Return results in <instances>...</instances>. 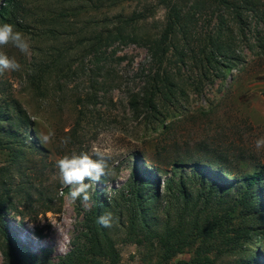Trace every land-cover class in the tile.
Instances as JSON below:
<instances>
[{
  "label": "rangeland",
  "instance_id": "obj_1",
  "mask_svg": "<svg viewBox=\"0 0 264 264\" xmlns=\"http://www.w3.org/2000/svg\"><path fill=\"white\" fill-rule=\"evenodd\" d=\"M16 1L20 7L10 14V22L0 20V24L10 23L29 37L31 55L11 45L0 48L21 65L19 71L0 74L4 93L0 98L10 96L20 102L33 122L30 129L34 139L28 145L22 142L28 154L12 174L6 223L2 220L0 226L5 223L12 237L33 254L41 255L45 264L58 263L70 253L92 205L91 200L87 204L82 200L73 203L59 195L61 190L65 194L69 191L60 183L55 166L64 155L90 151L93 146L105 152L110 175L105 177V183H99V188L112 185L109 196L130 178L138 158L152 174L156 168L164 170L160 178L162 192L166 190V179L174 173L179 178L193 170L191 166L186 172L173 167L182 158H202L206 163L219 164L223 161L224 166L214 164L213 174L226 167L232 180L264 171V149L255 148V140L264 137V24L258 27V35L254 29L246 32L239 46L243 61L233 62L229 71L224 70V76L215 71L205 75L195 62L187 59L184 64L171 51L162 70L175 83L176 98L164 104L161 101L162 115L151 119L146 108L136 112L131 107L134 95L148 97L157 71L147 49L117 43L94 64L92 56L75 45L77 28L73 25L82 27L92 18H108V25L113 27L115 17L121 12L131 13L139 7L137 2L100 14L85 5L80 14L68 15L74 7L72 3ZM5 2L0 0V8ZM148 2L154 4L152 0ZM62 12L67 13L66 19L60 18ZM165 13L158 9L141 23L142 31L159 34ZM214 25L215 21L211 26ZM211 26L202 19L199 31L204 34ZM235 33L238 34L236 29ZM42 134H52L51 141L42 143ZM62 138H70V143L64 146ZM6 160L7 155L0 154V168L8 164ZM48 199L53 201L49 205L54 207V213H42ZM125 233L123 229L114 237L119 264H144L150 254L156 255V250L126 242ZM252 242L255 251L259 249L263 256L264 237ZM9 247L0 230V264H15L13 258L5 256V251L13 252ZM250 249L247 253L225 251L210 256L217 257V264H238L241 257L251 253ZM192 255L189 249L178 259Z\"/></svg>",
  "mask_w": 264,
  "mask_h": 264
},
{
  "label": "trees",
  "instance_id": "obj_2",
  "mask_svg": "<svg viewBox=\"0 0 264 264\" xmlns=\"http://www.w3.org/2000/svg\"><path fill=\"white\" fill-rule=\"evenodd\" d=\"M60 2L74 5L68 15H78L86 6L100 14L137 2L139 7L131 13L121 12L115 17L113 27L108 25V18L104 21L92 18L82 27L73 25L77 28L75 45L92 56L94 64L117 43L147 49L157 71L148 97L134 95L131 107L136 112L141 107L146 108L151 119L162 115L161 101L164 104L176 98L175 83L167 71L162 70L171 51H175L184 64L187 59L195 62L205 75L215 71L218 76H224V70L229 71L233 62L243 61L239 46L246 32L254 29L258 35V27L264 24V0H152L154 4L150 5L148 0ZM19 7V1L6 0L0 8V20L10 22V14ZM158 9L166 12L160 33L143 32L141 23ZM61 15L62 19L68 16L63 12ZM202 19L209 22V26L215 21L204 34L199 31ZM32 124L18 100L10 96L0 98V154L7 155L5 162L8 163L0 168V225L2 220L6 223L12 174L28 154L25 145L34 139ZM141 161L136 159L130 178L121 187H115L113 195L99 188V183L106 182L105 177L93 190L89 189L92 205L85 213L72 250L58 263L50 264H119L114 237L123 229L126 242L156 250V255L150 254L144 264H217V257L212 258L211 253H247L249 245L251 253L241 257L238 264H264V255L252 247V241L264 237L263 170L232 180L226 174L229 172L226 167H220L223 170L213 174L214 164L224 166L223 161L218 160L222 163L219 164L206 163L202 158H182L175 161L173 167L186 172L191 166L193 170L182 173L179 178L174 173L166 179V190L162 192L160 178L164 170L156 168L152 174ZM48 201L42 213L55 212L49 205L53 201ZM109 211L113 214V224L111 228H104L97 221ZM5 223L0 230L13 251H5V256L13 258L15 264H45L41 255L33 254L12 237ZM189 249L193 250L192 257L178 259ZM41 251L47 254L46 250Z\"/></svg>",
  "mask_w": 264,
  "mask_h": 264
},
{
  "label": "clouds",
  "instance_id": "obj_3",
  "mask_svg": "<svg viewBox=\"0 0 264 264\" xmlns=\"http://www.w3.org/2000/svg\"><path fill=\"white\" fill-rule=\"evenodd\" d=\"M8 45L18 49L24 55H31L30 38L24 33L17 31L15 26L10 23L0 24V48ZM21 65L15 58L9 57L5 52L0 51V74L4 72L19 71ZM52 134H42L40 140L42 143H49ZM61 143L67 146L70 138H62ZM255 148L259 151L264 149V137L255 140ZM56 168L58 169V178L60 183L69 189L67 194L63 190L59 195L67 201L75 203L82 200L87 204L91 197L89 189L93 184L101 182L103 177L110 175L109 157L105 152L93 146L90 151L72 152L70 155H64L56 160ZM106 194L112 190V185L105 184ZM113 214L105 212L98 218V223L104 228H111L113 224Z\"/></svg>",
  "mask_w": 264,
  "mask_h": 264
}]
</instances>
